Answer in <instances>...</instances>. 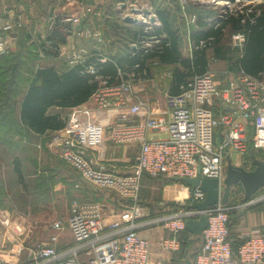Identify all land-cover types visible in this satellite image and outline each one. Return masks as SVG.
Listing matches in <instances>:
<instances>
[{
	"label": "built area",
	"instance_id": "1",
	"mask_svg": "<svg viewBox=\"0 0 264 264\" xmlns=\"http://www.w3.org/2000/svg\"><path fill=\"white\" fill-rule=\"evenodd\" d=\"M138 1L132 6L135 8L122 15V19L130 16L136 20L135 25L144 26L150 35L144 46L151 48L160 42L154 34L162 24L151 1L141 6L137 5ZM256 1L264 0H181L184 11L190 3L221 8L218 18L207 19L216 26L219 18L228 11L242 10ZM74 6L75 14L64 16V22L75 25L91 14H99L90 5L76 2ZM146 10L150 14H146ZM184 17L188 18L189 32L195 27L198 16L196 13L187 16L185 12ZM0 21L2 56L8 54L11 47L12 36L8 32L15 31L21 21L13 10L1 16ZM233 40L235 46L243 47L245 35L235 34ZM133 47L136 49L138 44ZM91 56L92 52L81 48L71 54L69 65L84 64ZM100 56L103 62L107 61V57ZM86 72L101 79L94 67H89ZM119 77L121 84L115 86L107 85V80L102 81V86L86 103L69 110L64 128L41 137V148L72 165L81 173L85 184L96 192H106V197L112 199L118 209L109 211L110 218L106 219L104 204L74 200L67 224L63 220L52 221L53 235L34 247H28L23 239L27 229L19 224L14 227L18 219L9 211H2L0 230H10L14 239L0 241V264H152L153 245L142 235L143 231L160 227L170 231L173 236L164 240L163 245L167 251L176 252L180 250L186 222L199 219L203 214L208 215L209 224L203 231L196 264H264L262 230L253 229L245 234L237 252L229 239L231 213L263 202L264 193L236 205L220 200L205 211L175 201L181 204L180 209L167 210L154 217L140 200L146 175L214 178L219 180L222 193L228 152L234 150L245 156L251 141L255 148L264 149V74L252 77L240 72L238 79L220 87L214 71L209 70L189 80L179 93L167 92L164 108L160 109L161 116L156 113V105L139 94L135 73L119 70ZM216 102L221 106L219 115L215 113ZM243 122L255 128L251 138ZM223 125L229 127L228 132L222 143L216 145L214 131ZM154 130H164L165 136L154 137L150 134ZM109 142L114 148L137 150L129 161L128 170L103 164L111 148ZM205 198L204 191L199 188L194 191L196 202H203ZM66 226L74 244L61 250Z\"/></svg>",
	"mask_w": 264,
	"mask_h": 264
},
{
	"label": "trees",
	"instance_id": "2",
	"mask_svg": "<svg viewBox=\"0 0 264 264\" xmlns=\"http://www.w3.org/2000/svg\"><path fill=\"white\" fill-rule=\"evenodd\" d=\"M151 2L162 24L154 34L160 42L151 48L144 46V43L150 40L145 27L122 22L113 12L114 4L112 3L109 4L108 9L113 14L110 21L113 27L111 33L106 34L112 37V40L106 54L99 50L93 51L92 56L87 58L84 64L75 67L50 64L36 71L31 70L33 75L24 80V83H28L24 89L18 88L16 79L20 77L21 68L17 67L15 62L9 63L10 59L7 55L0 57V106L6 105L9 109L12 106L8 121L4 122L0 115V126H9V128L17 126L39 137L60 130L66 123L63 113L72 107L86 103L102 86V81L107 80V85L113 86L121 84L119 70L133 72L138 79H150L154 70L169 69L173 78L167 79V86H170L171 93H179L181 87L189 80L211 70L210 52L214 60L227 61L232 71L244 72L252 77H262L264 74V1L251 3L239 11H228L223 18H219L218 26L211 25L207 19L215 16L218 18L221 15V8L213 9L208 5L190 3V8L198 17L195 27H191L189 32L182 20L178 0H151ZM61 20L60 17L57 18L48 40L43 41L46 47L47 42H53L49 48L52 50L46 52L50 57L58 54L59 43L66 42L67 33L72 29L71 23ZM238 33L245 35L243 47L233 44V36ZM184 35L193 43V53L190 57L183 54ZM134 44H138L136 49L133 47ZM101 54L108 58L107 61L101 60ZM20 66L23 67L21 64ZM89 67H94L101 79H96L95 75L87 73ZM215 107L216 111L221 108L218 102ZM54 110L58 111L54 112ZM252 153L264 160V149L253 147L250 142L246 154V167L248 164L251 165ZM14 164L16 172L21 176L20 158L15 159ZM147 177L158 178L165 185L175 183L170 177L164 175ZM80 184L78 181L75 187L83 189L82 194L89 190L93 195L92 198L81 200L82 202L101 203L107 195L106 192L94 191L87 184ZM263 190L264 188L258 193ZM242 192L241 187L233 189L229 203L233 205L241 203ZM101 193L103 195H99ZM189 204L190 199L186 201V206L188 207ZM168 206L174 208L170 209ZM168 206L156 207L157 210L150 211V215L159 216L167 210L176 211L182 207L176 202ZM237 216L238 212L231 213L229 224V239L236 252L244 242V239L239 237V226L234 222ZM187 234V230L181 234L182 246L180 252L176 254L174 264H188L186 260L189 255L186 256V252L191 251L189 247L197 242L195 237L191 240L192 242L189 241ZM200 251V248H195L194 254H191L192 264H196Z\"/></svg>",
	"mask_w": 264,
	"mask_h": 264
},
{
	"label": "rangeland",
	"instance_id": "3",
	"mask_svg": "<svg viewBox=\"0 0 264 264\" xmlns=\"http://www.w3.org/2000/svg\"><path fill=\"white\" fill-rule=\"evenodd\" d=\"M136 1L137 0H87V2L84 3L80 2V0H0V9L9 8L8 10H13L20 16L21 23L11 38V47L7 54V58L10 59L9 63L15 62L16 66L21 68L19 72L20 77L16 78L19 84L18 88L24 89L27 87L28 83H24V80L28 79V77H32L33 73L31 70L36 71L40 67L52 64L50 59H47L48 61L45 60V57L48 56L46 52L52 50L49 49L51 43H49L47 47L43 44L44 39L41 32L45 31L47 28H50V31L53 30L54 21H56L58 17L63 21V15L54 17L58 11H71L74 4L78 2L88 6L90 5V7L95 8L99 14H102L103 10L105 12L108 6H110L109 4L113 3V12L116 13L117 18L120 17V20H122V15L124 13L135 8L132 6L136 5ZM150 1L151 0H139L137 5H146ZM178 2L181 6L180 13H182V20H185L184 22L187 27L188 18L184 17L185 12L186 15L189 16L193 11L190 7L186 8V11H184V8H182L184 5L183 2H181V0H178ZM255 3H258V1ZM136 7L138 8V6ZM109 8L111 9L112 7ZM106 16L107 14L99 15L97 16V20L89 17L93 20L92 25L95 24L97 26L94 35L91 36L92 39L101 41L103 39L102 36L106 33V29L110 30L111 33L113 26H111L110 23L107 24V20H105ZM119 22L121 23V21ZM78 24L80 23H77L76 27L79 26ZM100 34L102 36H100ZM185 37L186 35H184V46L186 44ZM66 48V46L59 48L57 56H62L64 58L62 60L69 59L73 53L71 49ZM46 49L48 51H46ZM78 50L80 51L81 48ZM43 55H45V57ZM20 64L23 67H21ZM56 64L60 65L61 62H57ZM13 66L11 67L13 68ZM217 67L218 68L213 67V70L217 71L218 69L219 71L222 68L221 66ZM169 72H171L169 69L154 70V77L152 76L149 81L143 84V90L140 92L150 93V91H159V97L163 99L161 102L164 103L165 91L168 89L166 75ZM17 91L20 92V90ZM0 107V115L3 117L4 122L8 121L11 113L9 111L12 110V106H10V109L6 105ZM57 111L58 110H54V112ZM67 113V111L63 113L64 117L67 116ZM15 127L16 128H14V126L12 128H9V126H0V212L9 211L14 216H17V219L19 216L30 218L28 215H31L33 218L36 217L35 219L39 218V220H18L17 223L14 224V227L19 224L27 229L26 236H24L23 239L28 247H34L38 242L46 240L53 235L54 232L50 229L52 221L63 220L67 224L72 202L84 197L81 189H77L78 186H76V188L75 184L78 181L79 184L85 183L81 173L72 165L63 162L57 154L44 149V147L41 148V137L29 134L25 129H21L20 127ZM251 143L253 147H255V143L252 141ZM17 158H20L22 162L21 176H19L15 170L14 160ZM232 161L235 162L233 158ZM144 178L145 181L142 184L140 200L143 202L142 206L148 212L152 210L156 211V207L159 208L160 206H168L171 203H175V201L171 200L173 199V191H171V189L168 191L164 190L168 186L182 183L165 185L164 182L158 178H150L147 177V175ZM101 203L107 205L109 201L106 202L104 200L101 201ZM162 203H165V205H160ZM107 207L109 211L118 209L116 204L107 205ZM168 207L170 209L174 208L173 206ZM10 232L11 231L7 229L0 230V241L4 238L13 240L14 238ZM70 235L71 232L66 226L63 235V244L70 241ZM196 244L197 243H193L189 248L191 249L192 246L194 248ZM199 244L201 243L197 245ZM161 252H163L162 249ZM166 255L175 256L172 254ZM167 261V264L174 263H172L170 258H167ZM156 263L160 264L159 259Z\"/></svg>",
	"mask_w": 264,
	"mask_h": 264
},
{
	"label": "crops",
	"instance_id": "4",
	"mask_svg": "<svg viewBox=\"0 0 264 264\" xmlns=\"http://www.w3.org/2000/svg\"><path fill=\"white\" fill-rule=\"evenodd\" d=\"M80 1L84 2V3L87 2V0H80ZM8 9L9 8L0 9V17L5 16L7 11H9ZM75 11H76V7L73 6L71 11L60 10L57 12L56 16H54V17L60 16V15H63L66 17H71L73 14H75ZM103 12H104V10H103ZM103 12H102V14H98V15H92L91 14L87 18L82 19L80 24H78L79 26L77 25L78 27H76V24H75V26L73 24H71L72 29L67 33L66 42L64 44L59 43V46L60 47L66 46L67 47L66 49H71V52H76L79 48H86L89 52L99 50V51L103 52L104 54H106L107 50L110 47V43L112 40V37H109L108 35H106V34H110V30L106 29L105 30L106 33L104 34V36H102L100 34V36L103 37V39L101 41L91 38V36L94 35V32L97 29V26L95 24L92 25L93 20L90 18H94L97 20V16L107 14L106 19H105V20H107V24L110 23V21L112 19L111 15H113V14L108 8L104 13ZM55 22L56 21H54V24H55ZM122 22H124L126 24H130V23H127L125 20H123ZM1 24H2V21H0V25ZM54 24H53V26H54ZM51 31H50V28H47V29H45V31L41 32L44 40H46V41L48 40L47 38L50 35ZM14 32L15 31H9L8 33L10 36H13ZM185 42H186V44H185L184 49H183V54L186 57H190V56H192V53H193L192 52L193 51V43L191 40H189V38L187 36L185 38ZM49 43H53V42H47V44H49ZM54 43H55V41H54ZM5 55H7V54H5ZM2 56H4V55H2ZM2 56H0V57H2ZM56 56L57 55H54L52 57L46 56L45 60L48 61L47 59H50V62H52V64H55V65H58V64H56L57 62H61V64L58 66H61L63 64L66 66H70L69 65V59L62 60V59H64L62 56L61 57H59V56L56 57ZM209 56L211 57V60H212L211 70H213V67H216V68H218L217 66L222 67L219 71H218V69H217V71L213 70L215 73V79L218 82L220 87L225 86L231 80L238 79L240 72L230 70L227 61H223V60L216 61V60H214L213 54L211 52H210ZM58 58H60V59H58ZM43 67H46V66H43ZM152 76L154 77V73ZM152 76H151V78H152ZM166 77L169 80H172V78H173V76L171 75V72H169L166 75ZM149 80L150 79H146V78L145 79H142V78L138 79L137 83H136V89L138 90L139 94L143 98L147 99L148 101H150L151 103L156 105V113L160 114V109L162 110V108H164V103L161 102L163 99H162V97L161 98L159 97V94H158L159 91H150V93H144L143 91L140 92L141 90H143V87H142L143 84ZM166 91L171 92L170 86H168V89H166ZM166 91H165V94H166ZM163 97H164V95H163ZM215 106H216V103H215ZM70 109H68L67 112H69ZM228 112H230V114L232 113L231 110H228ZM215 113H216V115H219V110H217V111L215 110ZM161 115H163V114H160L159 116H161ZM234 119H236V118H234ZM243 123L247 128L249 138H251V136L254 135L255 128L253 126H251L250 124H248L247 122H243ZM228 129H229V127L227 125L219 126L215 129L214 140H215L216 145H219L222 143V141L226 137ZM150 134L153 135L154 137H164L165 136L164 130H154ZM109 145L111 146V148L108 151L107 160L105 162H103V164L107 167H117V168H120L121 170H128L129 167L131 166V163H129V161L134 158L137 150L134 148L133 149L132 148L124 149L121 147L120 148H114L112 142H109ZM119 154H120V156H119ZM227 156H230L231 159L233 158L235 161L234 164H236V165H242L246 162V155L242 156L238 152H235L234 150H230L228 152ZM226 163H227V158H226ZM248 167H251V165L248 164ZM144 181H145V178H143V183H144ZM169 189H171V191H173V194H172L173 199H171L172 201L185 202L191 196V189L188 188V186L183 185V184H175L172 186H168V187H166V189L164 191H168ZM82 190H81V192H82ZM262 193H264V190L261 191L260 193H257L255 196H260ZM83 195H84L83 198H79L80 201L81 200L84 201L89 197L90 198L93 197V195L91 194V192L89 190H86V192H84ZM99 195H103V194L101 193ZM104 200L106 202L110 200L109 203H107V205H113L114 204V201H112V199H110L106 196L103 199V201ZM107 205H105V207H106L105 208L106 219L110 218V213H109ZM237 212H238V216L234 219L235 220L234 222L236 223V225L239 226L238 228L240 231V233H239L240 238H242L245 234H247L249 231H251L253 229H260L264 232V201L255 205V206L248 207L244 210L237 211ZM14 217L16 218L17 216H14ZM28 217H30V218L19 216L18 220H39V218L35 219L36 218L35 216H34L35 218L31 217V215H28ZM142 235L148 237L151 240V243L153 245L152 246V249L154 251L153 252V259H152L153 264H157L156 262L158 261V259H159L160 264H167V262H168L167 258H170L172 263L174 262L176 254L179 253L180 250H178L176 252L167 251L163 245L164 240H169L172 238L173 235L170 231L160 227V228L145 230L142 232ZM187 236L189 237V239H188L189 241L194 239L193 234H191L190 232H188ZM70 238H71V239H69L70 241L66 244H63L64 241L61 242V245H60L61 250L74 244V239H73V237H71V235H70ZM197 244L195 245L194 248H193V246L191 247V251H189L190 253L186 252V256H187V254L189 256H191V254H194L195 248L201 249V244H199V245H197ZM181 246H182V244L180 245V249H181ZM161 249L163 250V252H161ZM166 254H172L175 256L172 257V256H168Z\"/></svg>",
	"mask_w": 264,
	"mask_h": 264
},
{
	"label": "water",
	"instance_id": "5",
	"mask_svg": "<svg viewBox=\"0 0 264 264\" xmlns=\"http://www.w3.org/2000/svg\"><path fill=\"white\" fill-rule=\"evenodd\" d=\"M150 14L149 10L145 11ZM130 24H136V20L130 16L125 18ZM171 180L175 183H184L191 189V197L189 208L205 211L215 206L220 200L229 203L233 189L241 187L242 199L245 203L253 198L262 188H264V160L259 159L254 153L251 156V167L247 168L245 163L236 165L231 157H227L226 178L224 188L221 193L220 183L218 179L202 178L200 175L195 178L173 177ZM199 188L204 191L206 198L203 202L194 200V191ZM209 224L208 215L203 214L199 219H190L186 222V230L193 234L197 243L202 242L203 231L207 229ZM187 263L192 264L191 256H188Z\"/></svg>",
	"mask_w": 264,
	"mask_h": 264
}]
</instances>
